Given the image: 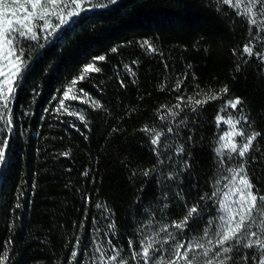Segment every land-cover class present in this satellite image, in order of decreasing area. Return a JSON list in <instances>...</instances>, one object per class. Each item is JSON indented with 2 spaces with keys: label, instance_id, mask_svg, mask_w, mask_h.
I'll use <instances>...</instances> for the list:
<instances>
[{
  "label": "trees",
  "instance_id": "16d2710c",
  "mask_svg": "<svg viewBox=\"0 0 264 264\" xmlns=\"http://www.w3.org/2000/svg\"><path fill=\"white\" fill-rule=\"evenodd\" d=\"M64 3L71 11V0ZM77 12L64 24L49 17L59 26L51 32L37 27L38 40H16L26 66L7 109L0 100V139L7 134L9 141L0 166V264H96V247L111 254L112 245L127 257L128 240L135 246L141 235L182 218L195 203L201 211L191 227L169 231L177 239L199 238L208 220L214 230L219 197L200 196L228 192L231 179L217 181L240 164L239 157L215 154L217 137L228 130L223 123L216 127L218 113L246 115L249 124L242 121L236 130L261 132L245 160L255 157L246 171L264 192V62L242 54L249 41L254 53L264 52V30L253 28L249 36L246 18L221 0H84ZM99 56L105 57L95 62L102 70L85 73ZM224 86L227 94L221 93ZM69 88L77 99L64 98ZM213 94L220 98L208 99ZM235 97L242 101L237 110L221 113ZM177 103L187 127L162 136L154 152L141 129L163 128L168 121L159 117ZM182 144L190 152L186 168L185 154L176 152ZM149 220L152 226L142 229ZM167 238L164 232L157 237Z\"/></svg>",
  "mask_w": 264,
  "mask_h": 264
},
{
  "label": "snow or ice",
  "instance_id": "6c2138e0",
  "mask_svg": "<svg viewBox=\"0 0 264 264\" xmlns=\"http://www.w3.org/2000/svg\"><path fill=\"white\" fill-rule=\"evenodd\" d=\"M111 2L115 3L116 0H111ZM221 2L223 5L236 9L238 16L246 18L249 25V36L254 35L253 28L256 33L264 30V0H246V2L245 0H235V2L234 0H221ZM71 5L72 10L68 11L69 5L64 3V0H0V100L3 101L5 109L8 108L10 99L13 98L14 85L18 87L17 78L22 79L20 73L26 66L23 49L16 44V40L20 38L38 40L37 27L51 32L59 24L67 23L68 17L78 15L77 10L84 8V0H71ZM242 5L244 10L241 12L239 9ZM51 16H55L59 24L54 25L49 19ZM257 16H260L259 20ZM37 21L44 23L39 25L36 23ZM145 44L155 51L147 41ZM112 51L115 52L116 49L113 48ZM242 54L247 57L255 55L256 58L264 62V52L257 50L254 53L251 41L243 45ZM104 59V56L94 58L93 62L87 64L83 71L99 73L102 69L96 67L95 62ZM128 70L131 71V68ZM80 79L82 80L84 77L81 76ZM121 83L123 86V82ZM70 92L71 88L64 92V98L77 99L76 96H69ZM221 93H228L227 86L221 89ZM218 98L220 97L216 94L208 97L213 100ZM178 99L182 100L183 97H178ZM207 102L208 100H196L195 104L200 105ZM241 104L242 101L239 97L231 98L225 101L220 112L227 113L229 108L237 110L238 105ZM94 106L101 107L98 103H95ZM183 111L181 105L177 103L172 108H167L166 114L159 117L161 121H168L163 128L150 129L146 125L141 129L149 137L154 152L160 146L162 136L165 134L179 135V125L181 124L187 127L188 117L186 114L181 116ZM191 111L194 120L197 116V109L192 107ZM240 111L243 113L242 108ZM177 116L181 118L176 120ZM214 119L217 128L221 123L228 126V130L217 137L219 144L214 149L216 156L226 157L227 160H232L235 157L240 158L237 168L229 167L227 169L232 174L231 177L223 176L221 180L217 181L219 184L223 180L231 179L232 186L228 192L217 189L210 196H200V200L219 197L214 203V207L218 208L220 213L218 220L215 221L214 230V221L208 220L201 228L202 235L199 238L177 239V236L169 231V228H173L179 233H184L191 227V223L195 222L201 211L199 203H195L186 209L182 218L167 224L162 223L158 230L154 233L150 232L147 236L141 235L135 246L132 240H128L129 255L127 257L122 255V248L112 245L111 240L108 241L112 245L111 254H108L102 246H97L95 249V252L98 253V256L95 257L96 264H130V261L132 264H264V192L260 191L259 184L254 185L251 182L246 171V164L253 161L255 157L250 155L248 160H245L246 154L250 153L253 142L261 136V132L253 131L246 135L243 130H236L237 125H240L242 121L245 125L249 124L246 115L234 118L231 114L225 116L218 113ZM79 120L83 122L84 115H79ZM7 123L10 132L11 120L9 119ZM171 123H175L177 127L169 126ZM5 136L6 138L0 139V166L6 162V152L9 146L7 134ZM235 137H241L242 142H235ZM192 140V131L188 129L186 143H190ZM176 152L185 154L183 166L186 168L190 152H186L183 144L176 149ZM64 155H68V153H64ZM150 171L152 169L144 171L143 175L147 177ZM84 174L87 175V173ZM237 177H239L238 183ZM175 196L181 198L182 192L175 193ZM233 197L235 198L233 199ZM96 207L101 206L97 204ZM164 207L167 205L165 204ZM110 226L114 227V225ZM151 226L152 221L149 220L141 228H150ZM160 232L166 233L168 238L157 239ZM189 253L193 254L191 259ZM77 256V251L70 253L72 260H76ZM4 259L7 260L8 256H5Z\"/></svg>",
  "mask_w": 264,
  "mask_h": 264
}]
</instances>
